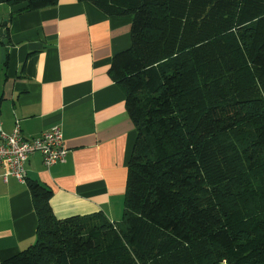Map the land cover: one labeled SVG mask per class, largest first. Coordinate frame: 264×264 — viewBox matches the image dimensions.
<instances>
[{"label":"trees","instance_id":"1","mask_svg":"<svg viewBox=\"0 0 264 264\" xmlns=\"http://www.w3.org/2000/svg\"><path fill=\"white\" fill-rule=\"evenodd\" d=\"M87 1L133 16L109 67L137 130L122 217L56 218L31 180L35 241L0 264H264V0Z\"/></svg>","mask_w":264,"mask_h":264},{"label":"crops","instance_id":"2","mask_svg":"<svg viewBox=\"0 0 264 264\" xmlns=\"http://www.w3.org/2000/svg\"><path fill=\"white\" fill-rule=\"evenodd\" d=\"M24 6L0 2L8 27L5 35L0 25V126L8 133L19 120L28 138L59 125L68 153L49 167L40 152L30 153L24 182L0 174V261L35 241L31 180L51 190L56 218L102 212L118 221L137 136L109 70L113 55L131 45L133 16L87 0L19 11Z\"/></svg>","mask_w":264,"mask_h":264},{"label":"built area","instance_id":"3","mask_svg":"<svg viewBox=\"0 0 264 264\" xmlns=\"http://www.w3.org/2000/svg\"><path fill=\"white\" fill-rule=\"evenodd\" d=\"M38 151L43 163L49 167L66 159L68 149L63 143L61 127L54 126L35 137H24L19 120L15 121L10 132L0 126V174L6 178L11 175L19 181L26 180L25 161L28 155Z\"/></svg>","mask_w":264,"mask_h":264},{"label":"water","instance_id":"4","mask_svg":"<svg viewBox=\"0 0 264 264\" xmlns=\"http://www.w3.org/2000/svg\"><path fill=\"white\" fill-rule=\"evenodd\" d=\"M6 18H7V15H4L3 25H5V20H6ZM2 32H3V29L0 28V33H2Z\"/></svg>","mask_w":264,"mask_h":264},{"label":"rangeland","instance_id":"5","mask_svg":"<svg viewBox=\"0 0 264 264\" xmlns=\"http://www.w3.org/2000/svg\"><path fill=\"white\" fill-rule=\"evenodd\" d=\"M234 142H235V141H234V138H232V141H231V142H229V144H230V145H232ZM236 145H238V144H237V143H235V145H233V146H236ZM121 217H122V215H121ZM121 217H120L119 219H121ZM119 219H118V220H119Z\"/></svg>","mask_w":264,"mask_h":264}]
</instances>
